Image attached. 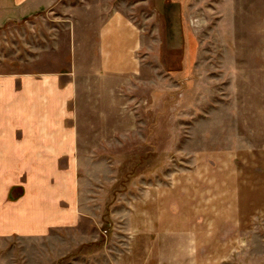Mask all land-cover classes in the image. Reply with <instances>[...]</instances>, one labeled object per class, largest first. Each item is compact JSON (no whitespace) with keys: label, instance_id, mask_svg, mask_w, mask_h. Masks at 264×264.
Segmentation results:
<instances>
[{"label":"rangeland","instance_id":"rangeland-1","mask_svg":"<svg viewBox=\"0 0 264 264\" xmlns=\"http://www.w3.org/2000/svg\"><path fill=\"white\" fill-rule=\"evenodd\" d=\"M99 5L128 15L142 34V69L115 98L111 119L96 122L90 106L84 113L83 196L101 218L83 234L61 233L59 248L15 240L2 263L107 264L103 247L90 257L111 238L109 212L121 194L159 176L163 188L201 176L220 182L229 160L248 214L236 234L241 264H264V0H59L0 27V75L43 69L42 56L63 54L72 22ZM202 184L187 192L215 205L233 191Z\"/></svg>","mask_w":264,"mask_h":264},{"label":"crops","instance_id":"crops-1","mask_svg":"<svg viewBox=\"0 0 264 264\" xmlns=\"http://www.w3.org/2000/svg\"><path fill=\"white\" fill-rule=\"evenodd\" d=\"M58 2L0 0V27ZM97 7L72 22L63 54L42 56L43 69L0 75V264L2 249L15 240L59 248L61 233L83 234V224L95 228L101 218L83 196L84 113L90 106L96 122L111 119L115 98L125 97L142 69V34L128 15ZM230 165L223 163L220 182L201 176L163 188L159 176L135 194H121L109 212L111 238L90 260L103 247L107 264H241L236 234L248 214ZM210 182L233 191L220 194L218 205L187 192Z\"/></svg>","mask_w":264,"mask_h":264}]
</instances>
